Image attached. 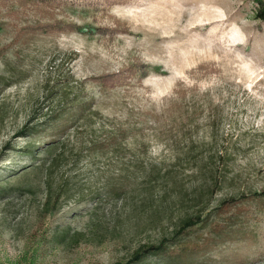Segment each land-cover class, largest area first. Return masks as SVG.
Here are the masks:
<instances>
[{"label":"rangeland","instance_id":"1","mask_svg":"<svg viewBox=\"0 0 264 264\" xmlns=\"http://www.w3.org/2000/svg\"><path fill=\"white\" fill-rule=\"evenodd\" d=\"M255 7L253 0H65L54 10L0 3V264H113L140 244L207 237L211 248L188 264H264L262 197L242 213L219 208L226 197L264 193V20ZM52 15L76 30L25 31L1 50L19 27ZM117 22L127 32L98 31ZM127 65L128 84L90 80ZM78 104L87 105L79 129L45 148L37 126ZM33 140L41 142L31 152ZM62 152L67 162L49 179L66 185L44 212L45 166ZM212 159L222 182L209 216L181 230L209 189ZM119 184L125 190L117 194ZM213 221L225 225L220 232Z\"/></svg>","mask_w":264,"mask_h":264},{"label":"trees","instance_id":"2","mask_svg":"<svg viewBox=\"0 0 264 264\" xmlns=\"http://www.w3.org/2000/svg\"><path fill=\"white\" fill-rule=\"evenodd\" d=\"M10 1H16L21 7L23 8H36V7H42L45 6L48 9L54 10L55 7L59 6L60 4L64 3L65 0H0V3L2 5H6ZM256 4L254 17L258 20H264V0H253ZM117 25L114 26H103L99 27L98 31L106 34H112V33H125L127 32V29L124 27H121L118 22L115 23ZM77 25L73 22H65L60 19L52 18L45 22H39L37 24H31V25H24L19 27L15 35L13 36V39L5 46L2 47V51L9 48L12 43L16 42L25 31H32V32H43V33H63L67 31H74L76 30ZM127 73V74H126ZM134 73V69L132 66L127 65L126 67L119 69L117 71H107L100 73L98 75H94L90 78L94 83H97L98 85H101L102 88H114L129 81L130 77ZM87 108L86 104H78L74 106V109H71L72 111L66 113L63 112L57 117L50 116L45 121L46 123L42 124L40 127L37 126L38 131H42L44 135L42 136L43 139H47L45 141L46 147L49 150L54 149L58 144H64L69 140V134L66 132L69 127L73 128V131H77L79 129V124L77 125L79 121V115ZM32 128V127H31ZM86 129V126H85ZM103 129L102 125L101 128ZM106 131H102V134H105ZM31 133H26V131H22L18 134L19 137H28ZM99 135V136H101ZM109 133L104 136L103 140L99 141L97 139V142H104V140L109 137ZM74 137V135H73ZM116 135L112 137L113 142H116ZM35 142L40 143L41 141L33 140L30 141L27 145V147L30 148V151L33 152L37 149L38 145H35ZM94 140H89L86 142L87 146H93L95 145ZM40 146V145H39ZM84 150V149H83ZM64 152V151H63ZM59 153L57 155L54 154L48 161L47 165L45 166V181H44V189L46 192L45 201L43 203V211L45 212L48 210V208H54L56 205L58 198L63 191L66 181L59 182V187H52V182L49 179V175L52 172V168H56L59 165L58 162L61 164L63 162H67V158L64 156V153ZM82 152V149L77 151V154H80ZM214 160L212 159L211 162V172L209 177V192L204 191V194H199L197 196L198 201H193L195 204L194 208L196 209L193 214L190 216H187L183 219L182 224L180 225L179 229H184L188 227L196 226L199 223H202L207 220L209 214L207 212L208 203L210 202V197L213 193V189L216 186H219L221 184V174H220V166H218V163L216 166H214ZM44 164V163H43ZM60 164V165H61ZM115 193L120 194L121 192H124V188L121 184L116 185L115 188H113ZM208 193V195H207ZM260 193H247L242 194L239 197L235 196H229L221 200L219 208L222 210H227L230 207H235L237 210H241L242 212L247 211L248 205L247 202L249 199L253 198V196H260L262 197L261 200L264 201V193L259 195ZM207 196V199L205 202L201 199L202 196ZM196 199V200H197ZM204 202V204H203ZM208 202V203H207ZM247 208V209H246ZM70 212H74V209H71ZM212 225V228L218 232H220L221 227L225 226L223 223H220L218 221H213L210 223ZM214 237H207L202 242H196L191 240H184L182 242H179L177 244L172 245L170 247L167 245V243L163 240H160L157 243H151V244H140L138 245L132 252L130 253L129 257L125 261H116L113 264H138L144 259H149V262L153 264H188V260L192 258L193 256H197L200 254H203L208 249L211 248V243L213 242ZM34 253V250L31 251L30 247L26 249L25 251V260L32 257V254Z\"/></svg>","mask_w":264,"mask_h":264}]
</instances>
